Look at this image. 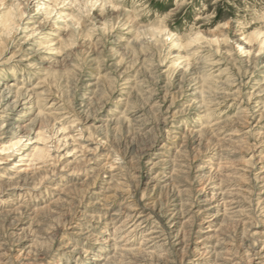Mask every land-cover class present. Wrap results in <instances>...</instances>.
<instances>
[{"label": "rangeland", "instance_id": "1", "mask_svg": "<svg viewBox=\"0 0 264 264\" xmlns=\"http://www.w3.org/2000/svg\"><path fill=\"white\" fill-rule=\"evenodd\" d=\"M0 264H264V0H0Z\"/></svg>", "mask_w": 264, "mask_h": 264}, {"label": "bare ground", "instance_id": "2", "mask_svg": "<svg viewBox=\"0 0 264 264\" xmlns=\"http://www.w3.org/2000/svg\"><path fill=\"white\" fill-rule=\"evenodd\" d=\"M243 196V195H242ZM209 201V200H208ZM219 203V202H218ZM173 213V212H172ZM188 215V214H187ZM207 217V216H206ZM208 218H210V217H208ZM111 219V218H110ZM211 221V220H210ZM209 222V221H208ZM241 223V222H240ZM154 231V230H153ZM180 234V233H179ZM166 237V236H165ZM240 242V241H239ZM158 243V242H157ZM144 245V244H143ZM168 245V244H167ZM186 252H187V250H186ZM118 257V256H117Z\"/></svg>", "mask_w": 264, "mask_h": 264}]
</instances>
